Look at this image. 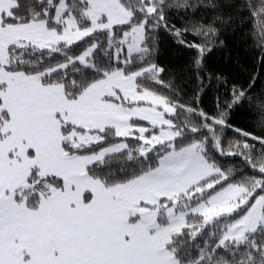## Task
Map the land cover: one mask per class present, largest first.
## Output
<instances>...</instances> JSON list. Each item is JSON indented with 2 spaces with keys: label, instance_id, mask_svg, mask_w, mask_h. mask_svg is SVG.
<instances>
[{
  "label": "snow or ice",
  "instance_id": "snow-or-ice-1",
  "mask_svg": "<svg viewBox=\"0 0 264 264\" xmlns=\"http://www.w3.org/2000/svg\"><path fill=\"white\" fill-rule=\"evenodd\" d=\"M204 6L245 9L264 46V0ZM196 7L0 0V264H264V99L261 134L220 135L255 79L213 117L160 90V28L197 70L211 51L213 24L169 26L168 9Z\"/></svg>",
  "mask_w": 264,
  "mask_h": 264
},
{
  "label": "trees",
  "instance_id": "trees-1",
  "mask_svg": "<svg viewBox=\"0 0 264 264\" xmlns=\"http://www.w3.org/2000/svg\"><path fill=\"white\" fill-rule=\"evenodd\" d=\"M171 2V0H170ZM209 0H189L196 4L195 10H167L169 26L177 28L191 26L195 21L202 24H213L217 29L211 51L205 53L202 66L195 67L197 49L189 48L178 42L177 38L165 28H160L151 37L154 48L153 60L165 69L163 79L171 84V89H160L170 93L175 101L202 110L208 116L219 114L220 108L230 98L233 87L248 89L255 79V84L249 90L251 103L244 107L233 108L228 120L231 128H225L221 133L224 146L229 142L243 140V137L233 130L243 129L254 134H261L258 127L260 113L257 101L264 99V46L258 45L253 35L254 21L243 8L226 6L222 10L206 8ZM222 2V0H216ZM245 0H229V4L240 5ZM219 16V19H214ZM227 20V23L223 21ZM189 43L203 42V37H196L190 32L183 37ZM159 87V86H157ZM184 114H180L183 120ZM259 148V145H257ZM258 154V153H257ZM223 167L234 168L239 174L243 171L241 157H221Z\"/></svg>",
  "mask_w": 264,
  "mask_h": 264
}]
</instances>
